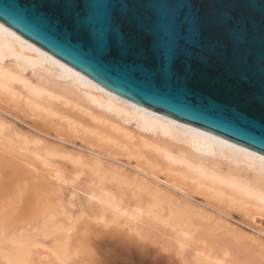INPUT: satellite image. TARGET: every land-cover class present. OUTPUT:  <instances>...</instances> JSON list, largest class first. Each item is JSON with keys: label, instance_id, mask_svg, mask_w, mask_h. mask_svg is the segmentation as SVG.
<instances>
[{"label": "bare ground", "instance_id": "bare-ground-1", "mask_svg": "<svg viewBox=\"0 0 264 264\" xmlns=\"http://www.w3.org/2000/svg\"><path fill=\"white\" fill-rule=\"evenodd\" d=\"M1 96L48 118L59 115L58 103L84 113L99 111L117 120L110 127L129 147L138 148V155L145 157L142 151L147 150L197 192L242 209L252 218L264 217L263 154L120 97L0 22ZM98 117L92 116L100 123L107 121ZM18 130L0 116V264H118L133 259V252L150 264H190L179 251L171 252L169 246L152 239L150 231L158 223L170 227L180 252L192 249L200 263L239 264V258L225 247L215 249L221 240L217 234L221 218L206 225L175 217L165 220L150 205H132L96 188L88 191L83 211L77 213L73 202L77 193L71 191L65 200L64 185L71 179L54 164L57 150ZM101 139L115 142L109 136ZM90 151L98 157L90 166L107 157ZM73 162L86 164L81 159ZM135 169L139 174L133 181L166 194L149 180L159 179L141 166ZM85 210H91V215ZM256 261L253 264H264Z\"/></svg>", "mask_w": 264, "mask_h": 264}, {"label": "water", "instance_id": "water-1", "mask_svg": "<svg viewBox=\"0 0 264 264\" xmlns=\"http://www.w3.org/2000/svg\"><path fill=\"white\" fill-rule=\"evenodd\" d=\"M102 87L264 155V0H0Z\"/></svg>", "mask_w": 264, "mask_h": 264}, {"label": "rangeland", "instance_id": "rangeland-1", "mask_svg": "<svg viewBox=\"0 0 264 264\" xmlns=\"http://www.w3.org/2000/svg\"><path fill=\"white\" fill-rule=\"evenodd\" d=\"M0 107L1 118L10 126L19 129L18 131L28 138L40 140L42 144L57 150L59 156L54 157V164L59 166L62 171L64 170L68 180H72L70 183L69 181L66 182L65 185L67 186L64 185L65 200L70 198L71 191L77 193L73 200L78 206L77 213L81 214L83 211L81 204L85 203L88 198V191L96 188V191H107L132 205L135 203L146 204L145 208L150 205L165 220L175 217L183 221L206 225L212 224V222L216 223L221 218L222 224L220 223V225L225 227L219 226L218 229L221 231L219 233L217 232L219 230L214 232L215 234L217 232L218 236L221 237V242L215 243L217 245L215 249H218V246L225 247L232 253L231 255L239 258V264H247L248 261L253 264L254 260L264 262L263 216L254 215L252 218L242 209L229 207L224 202L197 192L189 183L175 178L163 160L147 150L142 151L145 157L138 155L140 154L139 149L129 147L131 145L127 143L126 139L110 127L117 120H112L99 111L88 109L84 113L78 108H73L72 105L64 106L61 103L56 105L59 115L49 116V118L46 114H42L43 116L33 114L21 104L8 101L4 97L0 98ZM84 108L86 109L85 106ZM87 112L92 114H87ZM93 115L107 121L100 123V121L92 118ZM70 122L74 125L70 126ZM127 126L134 133H139L134 126ZM105 136H109V139L110 137L114 138L115 142H119H116L119 146H116L115 142L110 143L108 141V143L102 140L101 138ZM123 144L125 145L122 146ZM90 150L107 157H100L99 164L90 166L98 158ZM76 159H81L83 164L86 162L85 167L73 162ZM138 166L143 167L152 176L159 179L149 180L158 184L166 194H156L140 183L133 181L134 177L139 174L135 169ZM102 175L105 176L104 179H102ZM165 181L174 187L165 184ZM120 182L124 183L121 184ZM217 209L221 210L222 213ZM85 212L91 215V210H85ZM214 218L218 219L215 221ZM158 225L151 230L152 233L150 231L154 241H157L158 244L160 242L161 246H169L171 252L179 251L178 253L190 264H202L195 258L194 254H191L192 249L186 248V252L185 250L181 252L178 250L179 244L175 240L174 233H171L170 227L163 223H158ZM227 226L228 228H226ZM210 232L213 233L211 230Z\"/></svg>", "mask_w": 264, "mask_h": 264}, {"label": "snow or ice", "instance_id": "snow-or-ice-1", "mask_svg": "<svg viewBox=\"0 0 264 264\" xmlns=\"http://www.w3.org/2000/svg\"><path fill=\"white\" fill-rule=\"evenodd\" d=\"M133 259L131 260H126L123 262H118V264H150V262H144V261H140L138 258H136V253L133 252Z\"/></svg>", "mask_w": 264, "mask_h": 264}]
</instances>
